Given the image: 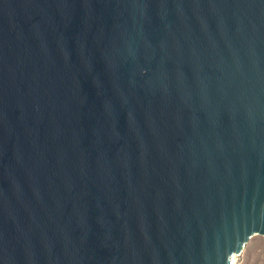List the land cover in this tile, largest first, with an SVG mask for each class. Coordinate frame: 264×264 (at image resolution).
I'll return each instance as SVG.
<instances>
[{
  "label": "water",
  "instance_id": "water-1",
  "mask_svg": "<svg viewBox=\"0 0 264 264\" xmlns=\"http://www.w3.org/2000/svg\"><path fill=\"white\" fill-rule=\"evenodd\" d=\"M264 237V0H0V264H233Z\"/></svg>",
  "mask_w": 264,
  "mask_h": 264
},
{
  "label": "rangeland",
  "instance_id": "rangeland-1",
  "mask_svg": "<svg viewBox=\"0 0 264 264\" xmlns=\"http://www.w3.org/2000/svg\"><path fill=\"white\" fill-rule=\"evenodd\" d=\"M236 264H264V237L254 236L236 258Z\"/></svg>",
  "mask_w": 264,
  "mask_h": 264
},
{
  "label": "bare ground",
  "instance_id": "bare-ground-1",
  "mask_svg": "<svg viewBox=\"0 0 264 264\" xmlns=\"http://www.w3.org/2000/svg\"><path fill=\"white\" fill-rule=\"evenodd\" d=\"M233 264H236V258H234Z\"/></svg>",
  "mask_w": 264,
  "mask_h": 264
}]
</instances>
